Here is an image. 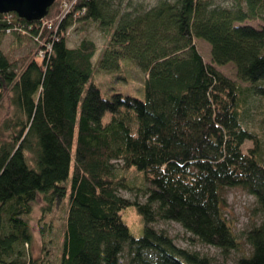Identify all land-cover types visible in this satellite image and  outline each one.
Returning <instances> with one entry per match:
<instances>
[{"label":"trees","instance_id":"obj_1","mask_svg":"<svg viewBox=\"0 0 264 264\" xmlns=\"http://www.w3.org/2000/svg\"><path fill=\"white\" fill-rule=\"evenodd\" d=\"M76 8L82 13L74 18L72 10L55 31L0 14V44L10 33L16 49L34 47L20 65L0 49V264H38L28 253L38 197L49 264H211L152 225L178 223L228 256L237 240L222 193L235 187L256 199L262 217L246 233L250 253L236 264H264V135L260 124L251 128L264 111V25L245 23L264 22V0H157L152 7L80 0ZM59 13L56 0L46 19ZM90 25L108 36L99 66L132 59L145 74L144 100L105 98L89 83L96 43L83 38L70 48L67 29ZM195 40L209 45L213 65ZM227 64L238 81L215 67ZM254 97L262 109L250 105ZM132 168L143 174L145 191L128 184ZM119 190L140 192L145 201ZM132 205L144 223L138 238L120 215ZM59 220L56 257L51 234Z\"/></svg>","mask_w":264,"mask_h":264},{"label":"rangeland","instance_id":"obj_2","mask_svg":"<svg viewBox=\"0 0 264 264\" xmlns=\"http://www.w3.org/2000/svg\"><path fill=\"white\" fill-rule=\"evenodd\" d=\"M74 1L75 4L73 3V0H61V13H59L52 21L46 19V17L41 21L47 24L52 23V29L54 30L58 19L59 22L62 21L63 17H65L69 10H71L69 12L71 14L73 10L72 17L77 18V16H79L82 12H78L77 8L74 10V7L78 5L80 0ZM135 1L143 3L148 7H152L157 2V0ZM223 4L228 6V4L230 3L229 1H227ZM245 23H247L248 25L257 26L258 28L264 25V22L258 19L248 20ZM67 36V46L70 48L78 44L83 38H89L96 43L98 50L94 55V58L92 59L93 70L92 77L89 83H94L95 85H97L102 91V95L105 98H109L111 94L120 93L123 96H130L140 100H144L145 74L138 68V66L132 59H121L119 62V66L112 67L111 64H109L110 67L108 69H103L99 66V59H101V53L106 46L108 38L104 31L100 30L96 25H90L88 28H78V26L73 28L72 26L70 27V29H67ZM13 42L14 36H12L10 33H7L1 41L0 49L4 55H7V57L13 64L20 65L18 59L25 56L29 52V50L33 49L34 47L32 43H27L26 46H22V48L16 49L12 46ZM195 43L205 63L213 65L210 57L209 45L202 40H195ZM44 48L49 49L46 45H44ZM215 67L227 78L233 81H238L236 78L235 69L232 64H227L224 66L215 65ZM89 83H87V85ZM260 84L261 82H257L253 85L257 87ZM241 85L246 86L247 84L242 82ZM261 100H263L264 102L263 98ZM249 103L250 105L252 104L255 107L254 109H262L257 97L250 99ZM252 116L254 118L255 114H253ZM103 119L104 121H108L109 115H105ZM255 120L258 121L255 122ZM255 120L253 121L251 128L255 130L257 129V125L260 124V132L262 131L264 135V111L262 114L256 115ZM242 125L245 126L243 123ZM248 146H250V142H246L244 148H247ZM129 173L131 177H128V184L134 186L137 190L145 191L148 185L144 181L143 174L141 172L135 171L133 168L129 169L128 174ZM69 182L70 177L67 180V184ZM118 194L126 199H130L131 201L135 200L139 203H143L145 201L144 195L135 190L133 192L119 190ZM222 197L224 201V216L228 221L230 227L232 228V231L237 240V249L233 250L228 256H224L221 251L215 247L201 244L195 237L186 232L178 223L158 220L153 223L152 227L156 230L164 231L172 239L176 247L189 252L197 253L200 256L207 257L210 260L211 264H236L237 260L240 257L247 256L250 253L251 247L246 242V233L251 228L258 226L262 220V217L257 211L256 199L248 194L245 190L238 187L225 188L223 190ZM42 206V200L40 197H38L33 204L32 212L29 217L30 227L33 235V242L29 247L28 253L31 259L37 261L38 264H49V261L51 260L53 262V259L52 257H47L46 253H44L43 239L45 238L43 235H41L39 228V219L41 217L40 208ZM120 215L133 237L138 238L142 236L144 223L134 205L125 208L120 213ZM60 217L62 219L63 215ZM63 222V220L57 221L56 224L58 225L59 230H54L56 231V235L51 234L52 239L54 241L56 240L58 244L57 247L53 246L54 252L55 254H57L56 257H58L60 253L59 250L55 249L60 247L61 244V241L58 238L62 236L63 233Z\"/></svg>","mask_w":264,"mask_h":264},{"label":"water","instance_id":"obj_3","mask_svg":"<svg viewBox=\"0 0 264 264\" xmlns=\"http://www.w3.org/2000/svg\"><path fill=\"white\" fill-rule=\"evenodd\" d=\"M56 0H0V14L15 13L27 22L41 21Z\"/></svg>","mask_w":264,"mask_h":264},{"label":"built area","instance_id":"obj_4","mask_svg":"<svg viewBox=\"0 0 264 264\" xmlns=\"http://www.w3.org/2000/svg\"><path fill=\"white\" fill-rule=\"evenodd\" d=\"M75 1L73 0V3H74ZM69 10V9H68ZM71 10H69V12H70ZM69 12H67V14L69 13ZM64 18V17H63ZM58 22H59V19H58V21H57V24H58ZM52 24V23H51ZM51 24H47V23H45V22H43L42 23V25L43 26H46L47 28H49V30H52V27H53V24L51 25ZM15 30L17 29V27H15L14 28ZM35 40L37 41V38H35ZM46 46H48V48L50 47V43H46Z\"/></svg>","mask_w":264,"mask_h":264}]
</instances>
